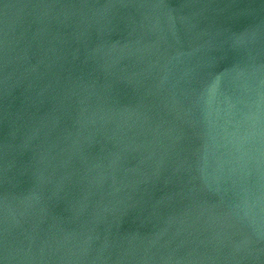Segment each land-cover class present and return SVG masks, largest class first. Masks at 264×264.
Returning a JSON list of instances; mask_svg holds the SVG:
<instances>
[{
    "label": "water",
    "instance_id": "obj_1",
    "mask_svg": "<svg viewBox=\"0 0 264 264\" xmlns=\"http://www.w3.org/2000/svg\"><path fill=\"white\" fill-rule=\"evenodd\" d=\"M0 264H264V0H0Z\"/></svg>",
    "mask_w": 264,
    "mask_h": 264
}]
</instances>
